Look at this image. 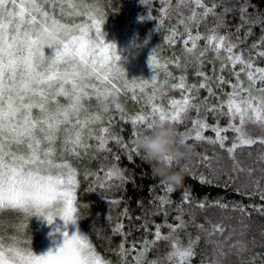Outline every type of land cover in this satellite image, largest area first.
<instances>
[{"label":"snow or ice","instance_id":"6c2138e0","mask_svg":"<svg viewBox=\"0 0 264 264\" xmlns=\"http://www.w3.org/2000/svg\"><path fill=\"white\" fill-rule=\"evenodd\" d=\"M165 4L170 6V0H165ZM167 6L160 9L161 23L163 17L169 15ZM178 6L190 7V15L186 18L181 15L178 23L184 26V32L179 33L173 27L169 43L183 36V50L195 55L202 36L198 31L193 34L192 25L198 27L210 14L216 16L217 5L209 7L204 0H179ZM240 13L242 25L257 21L264 24V19L259 17L253 21L247 15L246 6L240 8ZM103 23L104 11L99 0H0V214L10 210L21 214L24 220L36 216L51 223L52 213L55 212L65 225L69 222L75 224L78 219L75 206L77 170L64 159L65 154L79 155V150L87 151L90 145L86 141L89 139L98 142L99 150L110 151L106 145L111 139L122 150L140 155L134 141V146L127 148L122 138L112 134L109 127H101L99 134L96 133L94 125H102L105 115L110 121L113 108L121 113L122 119L130 121L133 137L138 135L137 128L147 130L151 127L150 122L157 118L181 124L188 112L195 109L198 115L191 121L192 128L184 133L177 132L185 142L190 139L207 141L219 144L223 149L227 137L222 133L231 130L236 136L226 149L230 155L240 147L257 143L264 145V136L254 138L246 130V125L251 123L264 132V67L256 66L251 57L245 59L241 53H235L233 50L237 45L228 36L217 33V29L224 26L219 16L216 27L211 30L212 34L205 38L206 48L199 56L203 57L207 49L212 48L219 59V52L223 50L226 56L221 61V72L226 65H231L233 69L236 65L241 66L239 72H233L235 83L226 81L222 75L216 77L218 86L228 83L232 88L226 94V101L218 106H207V97L203 101L207 111H219L229 117L228 128H221L218 124L210 126L199 117L201 105L194 102L199 90L205 89L209 97L214 95L210 84L212 78L201 70L202 60H197L195 72L196 76L202 78L199 85L187 84L185 75L176 78L178 82L172 83L170 87L180 90L182 97L170 100L169 107L165 108L155 103L157 92L172 79L168 63L174 62L180 67L179 58L161 64L153 51L148 57V65L153 72L162 70L165 79L158 82L154 74L151 81L130 82L125 78L126 71L119 63L121 56L116 45L104 40ZM49 26L55 29L58 40L51 47L52 55H45V47L35 33L40 28L47 31ZM261 44H264V40ZM257 56L264 57V51L257 52ZM241 73L247 85L240 79ZM149 85L151 92L148 91ZM137 91L144 95L150 111L129 117L119 102V96L131 93V99L138 101L140 97L136 95ZM93 98L96 101L95 108L86 106ZM225 107L226 112L223 111ZM237 120L238 124L235 122ZM208 128L215 133V139L203 135ZM58 141L62 148L60 162H57ZM132 158L133 155H129V159ZM208 159L207 156L203 157L205 161ZM260 159L264 160V156ZM105 175L108 180L124 178L122 171L115 165ZM164 189L166 193L173 191L168 185ZM260 198L264 200V190L260 191ZM188 199V193L185 192L184 201ZM159 200L161 208L170 203L163 196ZM199 207L205 205L200 204ZM257 210L264 214V208ZM239 211L243 212L244 209L240 208ZM176 219L179 223L175 226L165 225L170 230L168 235H162V226L156 225L154 239L145 240L139 249L135 244L127 249L122 242L118 253L122 258L121 264H128L126 257L132 252L136 253L133 257L135 264H164V260L172 264H190L195 255L194 246L200 238L190 239L188 246H183L175 238V233L185 227L182 213ZM26 227L21 222L17 231L23 232ZM198 227L202 228L203 225ZM122 228L123 225L118 224L114 232L119 233ZM223 231L222 225H214L209 236L216 232L222 234ZM63 236V243L55 253L49 250L45 254L35 255L31 247L23 246L29 242L20 236H10L6 241L0 234V264H110L97 254L86 235L77 231L69 236L65 231ZM161 240L169 241L172 250L164 260H147L148 250ZM229 248L230 251L235 249L238 254L247 251L242 241H237ZM217 253L212 264H223L228 253L223 247L217 248ZM257 258H251L253 264Z\"/></svg>","mask_w":264,"mask_h":264},{"label":"trees","instance_id":"16d2710c","mask_svg":"<svg viewBox=\"0 0 264 264\" xmlns=\"http://www.w3.org/2000/svg\"><path fill=\"white\" fill-rule=\"evenodd\" d=\"M178 3L179 0H170V6H167L165 0H99L104 11L102 27L115 34L117 40L128 48L122 51L119 63L126 71L125 78L130 82L151 81L154 74L157 75L158 82L165 79L162 70L153 72L148 65V57L153 51L161 64L179 58L180 67L174 62L168 63L172 79L157 92L155 103L162 104L165 108L169 107L170 100L182 97L180 90L170 87L172 83L178 82L176 78L185 75L187 84L199 85L202 78L196 76L195 72L197 60H202L201 70L212 78L210 84L214 95L209 97L205 89L199 90L198 98L194 101L201 105L199 117L210 126L218 124L221 128H228L227 115L219 111L209 112L206 107L220 105L227 100L226 94L232 91L228 83L218 86L216 77L222 75L226 81L235 83L233 72H239L241 66L236 65L233 69L231 65H226L221 72V61L226 56L223 50L219 52V59L212 48H208L203 57L199 53L205 50V38L212 34L211 30L216 27L219 16L224 26L218 28L217 33L228 36L237 45L233 50L235 53H241L245 59L251 57L256 66L264 67V57L257 56V52L264 51V44H261L264 40V24L257 21L258 17L264 19V0H204L209 7L217 5V15L210 14L198 27L192 25L193 34L198 31L202 36L195 55L183 50V36L177 37L174 43H169L173 27L179 33L184 32V26L178 23L181 15L185 18L190 15V7L178 6ZM166 6L169 15L164 16L161 23L160 9ZM245 6L247 15L256 23L242 25L240 8ZM56 15L60 17L59 9ZM253 45L257 47L254 48ZM240 79L247 85L243 73ZM148 91L151 92V85ZM136 95L140 97L138 101L131 99V93L119 96V102L129 117L150 111L144 95L139 91ZM206 97L207 106L203 104ZM95 104L93 98L86 106L95 108ZM223 111H227L226 107ZM110 115V121L108 115H105L102 125H94L96 133L99 134L101 127H109L112 134L122 138L127 148H132L135 137L132 135L130 121L122 119L121 113L114 108ZM197 115L196 110L191 109L181 124H175L177 132L190 130L191 121ZM235 122L238 124V120ZM246 130L254 138L264 136V132L254 124H247ZM222 134L227 137L223 149L219 144L207 141H186L192 147V155L189 161L182 163L185 169L182 184L172 187L171 193H166L165 185L152 174L151 164L141 151L140 155L130 154L111 139L106 145L110 151L99 150L98 142L89 139L86 141L90 145L87 151L81 149L79 155L65 154L64 159L77 170L75 206L78 225L103 260L110 264H121L122 258L118 253L122 242L127 249H131L134 244L139 249L145 240L154 239L156 225L162 226V235H168L170 230L165 225L175 226L179 223L176 217L182 213L185 227L175 233V238L185 247L190 239L200 238L194 246L195 255L190 264H212L219 247H223L225 253H228L223 264H253V256L258 257L255 264H264V258H260L264 256V214L257 210L264 208V200L260 198V191L264 190V160L260 159L264 156V145L257 143L240 147L230 155L226 149L231 146L236 133L229 130ZM203 135L215 139L211 128L205 129ZM56 148L57 162H60L62 148L59 141ZM129 155H133V158L129 159ZM204 156L209 159L203 160ZM113 165L122 171L123 179H107L105 173ZM185 192L189 197L187 202L184 201ZM161 196L170 201L163 208L159 200ZM200 204L205 207L200 208ZM240 208L244 211H239ZM16 214L6 211L0 214V219H14L18 216ZM24 223L35 225L36 222L29 217ZM118 224L123 225L119 233L114 232ZM199 225L203 227H198ZM214 225H222L224 231L222 234L216 232L209 236ZM229 237L230 239H226ZM237 241H242L247 246V251L242 254H238L235 249L230 251L229 246ZM171 250L169 241H158L146 253L147 260H164ZM135 255L132 252L126 257L128 264H135ZM164 264L172 262L164 260Z\"/></svg>","mask_w":264,"mask_h":264},{"label":"clouds","instance_id":"9594fccd","mask_svg":"<svg viewBox=\"0 0 264 264\" xmlns=\"http://www.w3.org/2000/svg\"><path fill=\"white\" fill-rule=\"evenodd\" d=\"M35 35L47 48L54 46L58 40V35L51 26L47 31L40 28ZM150 124L149 129L138 130L134 141L135 146L150 162L152 174L159 178L162 184L177 187L183 181L185 169L182 163L190 160L192 147L184 141L182 136L177 134L174 123L157 118ZM57 217L59 215L53 212L52 222L49 223L45 220L48 225H52Z\"/></svg>","mask_w":264,"mask_h":264},{"label":"rangeland","instance_id":"374dc122","mask_svg":"<svg viewBox=\"0 0 264 264\" xmlns=\"http://www.w3.org/2000/svg\"><path fill=\"white\" fill-rule=\"evenodd\" d=\"M79 20L80 18L77 19V22H79ZM102 33L106 43H114L116 45L118 54L120 56L122 55V51L128 50V48L124 44H121L117 40L115 34L110 33V30L102 27ZM114 39L116 42L114 41ZM44 51L45 55H52L53 50L51 48L45 47ZM6 211L10 212V210H5L4 212ZM17 214L19 217L17 216L14 219H11L9 217L0 219V234L5 237L6 241L7 238L10 236H20L22 240L29 242L23 246L31 247V250L35 255L45 254L49 250L55 253L63 243V233L65 231L68 233L69 236H71L74 232L77 231H79V233L81 234H84L80 230L77 221L75 224L69 222L67 225H65L64 221L57 217L52 225H48L43 217L38 218L36 216L32 217L33 220L36 222L35 225L27 223V227L24 229V231L18 232L17 227L20 225L21 222H26V220H24L21 214Z\"/></svg>","mask_w":264,"mask_h":264}]
</instances>
